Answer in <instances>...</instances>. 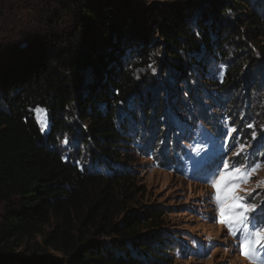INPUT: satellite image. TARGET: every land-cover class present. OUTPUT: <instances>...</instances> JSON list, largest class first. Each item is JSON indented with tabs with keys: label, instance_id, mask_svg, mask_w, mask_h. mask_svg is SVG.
<instances>
[{
	"label": "trees",
	"instance_id": "16d2710c",
	"mask_svg": "<svg viewBox=\"0 0 264 264\" xmlns=\"http://www.w3.org/2000/svg\"><path fill=\"white\" fill-rule=\"evenodd\" d=\"M55 2L73 20L63 36L29 52L23 42L0 52V202L10 207L0 220V264H172L175 239L162 232L164 211L134 212L146 189L124 162L135 117L128 103L153 120L156 99L141 77L149 69L172 71L194 99L203 58L228 60L232 48L239 59L220 92L238 86L255 60L252 51L241 59L242 52L248 43L262 49V0H177L161 12L135 0ZM37 108L49 112L48 137ZM60 134L81 139L105 170L66 160L50 147Z\"/></svg>",
	"mask_w": 264,
	"mask_h": 264
},
{
	"label": "rangeland",
	"instance_id": "374dc122",
	"mask_svg": "<svg viewBox=\"0 0 264 264\" xmlns=\"http://www.w3.org/2000/svg\"><path fill=\"white\" fill-rule=\"evenodd\" d=\"M135 1L161 12L177 0ZM262 4L264 6V0ZM72 22L71 15L55 0H1L0 52L19 42L28 45V40L35 44L27 46L26 52L32 51L41 41L63 36ZM261 42L262 49L248 43V48L242 52L241 59H246L252 51L255 60L246 65V72L236 87L220 92L229 66L239 59L232 48L229 49L232 54L228 60L207 55L203 58L205 75L191 83L194 89H200L195 92L194 99H188L187 84L172 71L162 73L159 69H149L143 71L141 77L150 83L145 92L156 99L151 107L153 120L142 115L136 102L128 103L135 117L127 125V153L130 158L124 162H130L128 167L134 172L140 190L146 189L145 194H138L134 212L144 207L164 211L162 232L175 239L171 244L172 264H264V250L255 252L251 258L242 255L240 244L245 233L238 231L233 236L226 224L218 222L219 205L210 182L217 168H222L224 159L230 164H259L249 182L241 184L243 190L238 194L257 205L253 214L259 216V210H264V185L258 184L264 180V157L259 156L257 160L258 154L264 153V40ZM2 67L0 62V69ZM207 79L213 82L211 86L203 85ZM37 109L35 117L48 137L51 126L49 112L44 108ZM213 119L218 121L215 129L220 135L216 137L212 135ZM80 124L83 128L87 126L86 122ZM230 128H235L236 132L232 133L233 139L225 149L224 139ZM163 132L165 135L159 139ZM253 132L256 139H252ZM237 144L246 146L242 156L232 154L237 150ZM50 147L82 169L105 170V166L92 161L91 150L76 136L60 134L56 141L50 142ZM174 149H177V154H173ZM210 160L214 169L208 172L206 165ZM9 209L0 202V220ZM40 241L38 238L37 242ZM50 255L63 258L52 251Z\"/></svg>",
	"mask_w": 264,
	"mask_h": 264
},
{
	"label": "snow or ice",
	"instance_id": "6c2138e0",
	"mask_svg": "<svg viewBox=\"0 0 264 264\" xmlns=\"http://www.w3.org/2000/svg\"><path fill=\"white\" fill-rule=\"evenodd\" d=\"M37 111H40L37 109ZM248 127H253L248 125ZM235 128L228 129L224 139V148L227 149L229 141L233 139L232 133ZM252 139H256V133H252ZM67 143V140H65ZM237 150L232 154L242 156L246 151L244 144H237ZM260 165H239V162L231 163L229 160L222 161V168H217L216 173L210 178L212 187L216 192V201L219 205V220L221 224H226L229 233L233 236L238 231L245 233V238L241 240V254L251 258L255 252L264 250V222L252 215L257 205L246 201L245 197L238 194L242 191L241 184L248 183L257 172ZM264 185V180L258 182Z\"/></svg>",
	"mask_w": 264,
	"mask_h": 264
},
{
	"label": "water",
	"instance_id": "95a60500",
	"mask_svg": "<svg viewBox=\"0 0 264 264\" xmlns=\"http://www.w3.org/2000/svg\"><path fill=\"white\" fill-rule=\"evenodd\" d=\"M26 47H27L26 43L22 44V49H26Z\"/></svg>",
	"mask_w": 264,
	"mask_h": 264
}]
</instances>
